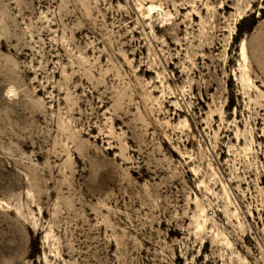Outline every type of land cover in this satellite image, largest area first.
Segmentation results:
<instances>
[{
    "label": "rangeland",
    "instance_id": "1",
    "mask_svg": "<svg viewBox=\"0 0 264 264\" xmlns=\"http://www.w3.org/2000/svg\"><path fill=\"white\" fill-rule=\"evenodd\" d=\"M0 264H264V0H0Z\"/></svg>",
    "mask_w": 264,
    "mask_h": 264
},
{
    "label": "bare ground",
    "instance_id": "2",
    "mask_svg": "<svg viewBox=\"0 0 264 264\" xmlns=\"http://www.w3.org/2000/svg\"><path fill=\"white\" fill-rule=\"evenodd\" d=\"M148 9V11L149 12H151V11H153L154 9H156V7L154 8V7H149V8H147ZM170 15L169 14H164V18H168ZM169 20V19H168ZM241 56H242V58L245 60L246 59V48H245V44L244 43H242V45H241Z\"/></svg>",
    "mask_w": 264,
    "mask_h": 264
}]
</instances>
